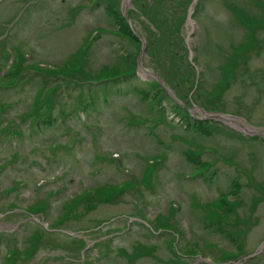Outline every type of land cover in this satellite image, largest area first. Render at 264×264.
I'll return each instance as SVG.
<instances>
[{"label": "rangeland", "instance_id": "obj_1", "mask_svg": "<svg viewBox=\"0 0 264 264\" xmlns=\"http://www.w3.org/2000/svg\"><path fill=\"white\" fill-rule=\"evenodd\" d=\"M125 1L97 0L89 6L92 0H0V75L6 73L0 76V131L13 122L7 124L9 134H0V166L9 163L0 168V190L24 181L13 192L0 191L2 206L13 203L17 208H8L9 215L0 213V233L14 234L21 248L22 240L28 249L39 248L32 260L17 264H177L171 263L176 248L190 252L189 264L219 261L221 249L239 254L224 259L226 264H264V139L240 127L247 124L264 135V25L259 23L264 9L253 0H198L181 25L189 54L179 46L176 32L162 28L157 39L165 41L159 55L168 60L173 47L177 65L172 80L183 93L195 77L182 99L196 105L189 107L193 115L206 119L185 129L168 112L174 105L169 100L176 97L171 85L163 83L169 90L163 96L166 119H156L164 101L159 103L154 60L142 55L141 64L151 74L144 78L143 71L136 73L142 46L131 36L135 32L145 38L147 30L156 29L149 18L150 28H144L141 9L146 14L147 8L156 9L169 26L179 22L183 11L165 9L180 0L139 3L128 12L127 26L119 29L123 5L134 8ZM255 21L261 26L252 29ZM95 29L101 31L90 41ZM8 67H13L9 76ZM133 69L138 77L93 82ZM148 88L151 93L144 96ZM156 93L157 106H152ZM45 96L51 118L43 115ZM90 97L96 106L89 105L84 114L73 110L79 99ZM62 104L68 115L60 121ZM36 105L40 111L27 116ZM39 113L43 118L32 128L28 119ZM216 113L233 118L223 120ZM198 145L216 150L200 157L214 173L206 180L188 178L195 167L186 150L196 154ZM114 153L120 155L117 161ZM160 153L162 162H150ZM106 187L110 191L100 190ZM88 188L97 190L87 193ZM221 193L228 200H219L208 212L205 202ZM191 200L203 207L194 208ZM171 202L178 204L176 211L170 210ZM169 213L181 233L172 250L167 247L169 232H149L157 214ZM139 217L147 223L136 221ZM161 222L171 224L168 218ZM48 224L55 229L47 231ZM36 228L38 237L31 234ZM80 240L87 244L84 254ZM192 241L198 245L195 251ZM4 251L2 243L0 264Z\"/></svg>", "mask_w": 264, "mask_h": 264}, {"label": "trees", "instance_id": "obj_2", "mask_svg": "<svg viewBox=\"0 0 264 264\" xmlns=\"http://www.w3.org/2000/svg\"><path fill=\"white\" fill-rule=\"evenodd\" d=\"M178 8H179V6L176 7V9H178ZM147 10L150 11L149 13H147V18H149V21L151 22V24L155 25L159 34L161 33V30L164 26H167V32H168V30H169V32L178 30V27L181 26V24H179V26L176 27L175 22L174 23L169 22L170 24H172L169 26L167 24V20L165 19V15L161 16L159 13L156 12V9L153 11V10L147 8ZM182 17H183V15H182ZM170 27H172L173 30H171ZM151 33L154 35V38H153V40H151L149 42V48H150L149 52L157 60V65L160 66L161 71L163 73H165V75H167L168 77H172L173 76V70H172L173 65H171V66L169 65L172 62V60L169 58L170 55H169L168 51H167L168 60L165 58L164 53L161 56L159 55V53L161 51H163V49H164L163 43H164L165 39H163V40L160 39L159 42L157 43V41L155 42V40H157V39H155L156 34L153 32H151ZM165 60H167V62H165ZM169 66H170V69H168ZM172 78H174V77H172Z\"/></svg>", "mask_w": 264, "mask_h": 264}, {"label": "bare ground", "instance_id": "obj_3", "mask_svg": "<svg viewBox=\"0 0 264 264\" xmlns=\"http://www.w3.org/2000/svg\"><path fill=\"white\" fill-rule=\"evenodd\" d=\"M240 127H242V128H246V125L243 124V125H240Z\"/></svg>", "mask_w": 264, "mask_h": 264}]
</instances>
